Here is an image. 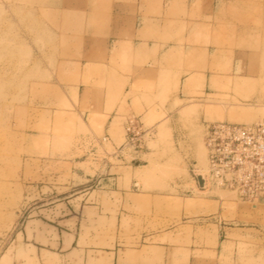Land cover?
Listing matches in <instances>:
<instances>
[{"label":"rangeland","instance_id":"rangeland-1","mask_svg":"<svg viewBox=\"0 0 264 264\" xmlns=\"http://www.w3.org/2000/svg\"><path fill=\"white\" fill-rule=\"evenodd\" d=\"M129 117L155 136L144 165L123 167L126 185L151 195L135 202L146 222H119L122 242L193 221L209 261L213 222H231L219 253L264 264V200L197 176L208 123L264 122V0H0V264L102 258L118 222H79L67 254L48 245L52 222L29 221L85 187L84 172L109 170L103 152L124 141Z\"/></svg>","mask_w":264,"mask_h":264},{"label":"crops","instance_id":"crops-1","mask_svg":"<svg viewBox=\"0 0 264 264\" xmlns=\"http://www.w3.org/2000/svg\"><path fill=\"white\" fill-rule=\"evenodd\" d=\"M147 153L144 151L139 156L141 162L137 166L107 163L106 167L109 170L106 173L84 172L86 181L82 185L85 187L65 197L63 201H54L52 205L42 208L39 211L44 212L33 215L29 222H36L41 226L42 222H52L48 225L54 234L57 232L59 239L56 244L54 238L47 237L48 245L52 251L67 252V254L73 251L79 222H118V235L116 236L114 231L112 246L98 247L97 250L102 252V258L96 257V264L105 262L106 264H231L233 254L219 253L222 242H227L231 239L230 235L234 233L231 230L234 229L231 222H213L218 238L216 248L212 249L215 253L209 261L203 256L204 249H201L198 228L193 221L187 224L188 227L191 226V229L187 228V232H184L182 227H171L164 232L143 234L144 243L137 247L123 243L126 240L120 235V230L123 228L121 229L119 222H146V218L139 212V206H136L135 202L139 203L146 199V195H151L130 189L126 185L128 178L125 176L126 171L123 167L144 165L147 161L145 159ZM133 181L134 187H137V181L132 179V184ZM95 192L110 197V201L94 199ZM105 207H108L111 212L105 211L107 210ZM128 235L130 237L129 233ZM147 238L151 240L149 243H146ZM31 245L37 247L34 244Z\"/></svg>","mask_w":264,"mask_h":264},{"label":"built area","instance_id":"built-area-1","mask_svg":"<svg viewBox=\"0 0 264 264\" xmlns=\"http://www.w3.org/2000/svg\"><path fill=\"white\" fill-rule=\"evenodd\" d=\"M125 139L110 152L104 150L105 164L137 166L148 141L155 136V128L146 126L139 117H129L125 124ZM105 135L94 144L109 142ZM207 172L205 184H212L234 192L249 202L264 200V122L239 123L213 121L205 134Z\"/></svg>","mask_w":264,"mask_h":264},{"label":"water","instance_id":"water-1","mask_svg":"<svg viewBox=\"0 0 264 264\" xmlns=\"http://www.w3.org/2000/svg\"><path fill=\"white\" fill-rule=\"evenodd\" d=\"M197 176H198V179H199V184H200V186H203L204 183H205L203 176H201V175H199V174H198Z\"/></svg>","mask_w":264,"mask_h":264},{"label":"bare ground","instance_id":"bare-ground-1","mask_svg":"<svg viewBox=\"0 0 264 264\" xmlns=\"http://www.w3.org/2000/svg\"><path fill=\"white\" fill-rule=\"evenodd\" d=\"M206 155H207V151H206ZM205 174V173H204ZM204 174H202V176H204Z\"/></svg>","mask_w":264,"mask_h":264}]
</instances>
